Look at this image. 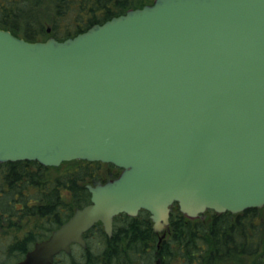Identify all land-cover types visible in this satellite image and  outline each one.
<instances>
[{"label": "water", "instance_id": "water-1", "mask_svg": "<svg viewBox=\"0 0 264 264\" xmlns=\"http://www.w3.org/2000/svg\"><path fill=\"white\" fill-rule=\"evenodd\" d=\"M74 159L122 171L13 264H54L119 213L164 236L174 203L264 206V0H154L63 40L0 27V162Z\"/></svg>", "mask_w": 264, "mask_h": 264}, {"label": "trees", "instance_id": "trees-1", "mask_svg": "<svg viewBox=\"0 0 264 264\" xmlns=\"http://www.w3.org/2000/svg\"><path fill=\"white\" fill-rule=\"evenodd\" d=\"M152 1L0 0V27L19 35L17 29L25 23L23 37L43 40L47 37L39 36L42 32L31 26L37 24L43 31L39 17L52 13L51 33L63 40ZM66 19L69 23L64 24ZM71 162L72 168L58 174H52L56 167L34 160L0 162V254H5L0 264L21 259L77 207L90 202L85 184L96 177L98 165L86 160ZM85 236L86 248L61 252L55 264L61 257L64 264H264V206L238 213L209 210L205 218H191L175 203L170 231L160 243L146 210L134 217L119 214L111 236L100 222Z\"/></svg>", "mask_w": 264, "mask_h": 264}, {"label": "rangeland", "instance_id": "rangeland-1", "mask_svg": "<svg viewBox=\"0 0 264 264\" xmlns=\"http://www.w3.org/2000/svg\"><path fill=\"white\" fill-rule=\"evenodd\" d=\"M75 11L72 12L71 14L73 15V13H76ZM39 18L41 19V25H42L43 31L38 28V25L37 24H33L31 27H32L33 30H38V31H41L42 32L41 35H39V36H42L43 35V37H48L49 36V33H45V30L47 28H51L52 29V27H53L54 20H52V13L50 15V13H45L44 12V13H42L40 15ZM70 18H72V17H70ZM63 23L64 24L65 23L67 24L69 22H67V19H66V20L63 21ZM25 27H26V24L25 23L22 24L21 27L20 26L18 27L17 32H18V34L20 36H23ZM73 165H74L73 162L63 163L62 165H60V166L56 167L55 169H53L52 170V174H58V173H61L63 171H66L67 169L72 168L71 166H73ZM94 238L96 239V237H94ZM92 241H94V240L92 239ZM75 251H76V254H77L78 249H75ZM76 254H75V256H76ZM79 256L80 255H77L76 257L79 258ZM4 257H5V254H0V262L4 259ZM58 264H64V260L62 259V257L59 260V263Z\"/></svg>", "mask_w": 264, "mask_h": 264}, {"label": "flooded vegetation", "instance_id": "flooded-vegetation-1", "mask_svg": "<svg viewBox=\"0 0 264 264\" xmlns=\"http://www.w3.org/2000/svg\"><path fill=\"white\" fill-rule=\"evenodd\" d=\"M90 163L98 165V173L96 172L95 178L100 179L102 181L112 179L121 172V168L111 163H106L102 161H93V162L90 161ZM85 186L88 189L87 184H85Z\"/></svg>", "mask_w": 264, "mask_h": 264}]
</instances>
